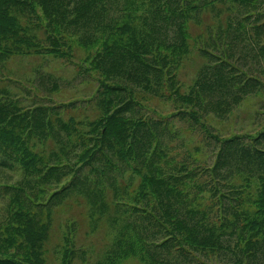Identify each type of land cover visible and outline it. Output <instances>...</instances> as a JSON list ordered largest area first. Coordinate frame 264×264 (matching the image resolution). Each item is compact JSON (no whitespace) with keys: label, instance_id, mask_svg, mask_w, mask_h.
<instances>
[{"label":"trees","instance_id":"obj_1","mask_svg":"<svg viewBox=\"0 0 264 264\" xmlns=\"http://www.w3.org/2000/svg\"><path fill=\"white\" fill-rule=\"evenodd\" d=\"M204 14L206 30L191 34ZM74 46L97 75L94 118H65L75 101L25 105L0 87V163L22 173L0 182V264H47L52 209L70 194L112 229L104 264L127 254L142 264H264V121L222 135L205 120L251 95L264 106V0H0V64L70 59ZM192 51L204 60L183 88L178 71ZM148 96L173 109L151 115ZM176 119L214 140L210 163L211 153L194 154L200 146L189 159L172 153Z\"/></svg>","mask_w":264,"mask_h":264},{"label":"rangeland","instance_id":"obj_2","mask_svg":"<svg viewBox=\"0 0 264 264\" xmlns=\"http://www.w3.org/2000/svg\"><path fill=\"white\" fill-rule=\"evenodd\" d=\"M201 26L192 25L191 34H197L206 30V23L211 20V14L202 16ZM28 25H33L28 24ZM41 37L44 36L43 29L35 30ZM193 50H195L193 48ZM85 51L74 46L73 55L70 59L54 57L52 55H14L0 64V87H6L11 95L18 96L25 105L33 104H65L74 102L73 106L64 107L62 115L67 118L73 116L81 120L92 119L99 112L96 105L95 93L98 87L97 75L95 72L87 71L86 65L81 63ZM204 59L195 51H192L183 61L178 71L179 81L182 87L190 82L197 68ZM56 82L57 88L50 90ZM261 97L251 95L243 101V107L237 108L233 113L224 119L205 118L211 126V131L222 135L229 134L232 130L245 131L254 130L264 121V114L259 117L257 125L252 127L253 112L264 111V106L257 105ZM264 98V97H262ZM151 115L166 114L173 109V106L159 98L148 96L145 104ZM258 107V108H257ZM155 110V113L153 112ZM257 111L258 113H260ZM254 120L258 119L253 116ZM263 119V120H262ZM176 133H174V147L172 153H179L177 159H189L187 151H192L195 146H200V152L207 155L211 153L207 163L212 157L217 145L214 140L207 137L199 128L191 129L186 119L174 120ZM181 137L184 142L180 143ZM182 155H185L182 157ZM202 155V154H201ZM206 160V159H205ZM22 173L16 167L2 165L0 163V182L13 183L21 178ZM1 192V190H0ZM109 205L112 203L109 202ZM53 219L49 228L48 236L42 247V257L47 264H61L62 253L65 247L71 248L73 239V251L71 264H104L108 248L113 241L114 235L108 222L101 220L97 223L91 221L87 214L88 207L83 197L77 194H70L67 199L58 203L53 209ZM7 215V199L0 196V220ZM71 232L67 233V231ZM115 231V230H114ZM68 242L65 240V235ZM116 264V263H115ZM117 264H142L137 256L127 254Z\"/></svg>","mask_w":264,"mask_h":264}]
</instances>
